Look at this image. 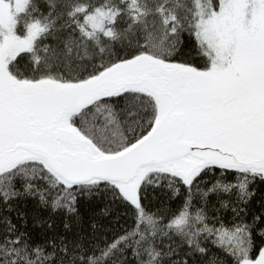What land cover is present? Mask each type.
<instances>
[{"label":"snow or ice","instance_id":"1","mask_svg":"<svg viewBox=\"0 0 264 264\" xmlns=\"http://www.w3.org/2000/svg\"><path fill=\"white\" fill-rule=\"evenodd\" d=\"M0 264H264V0H0Z\"/></svg>","mask_w":264,"mask_h":264}]
</instances>
